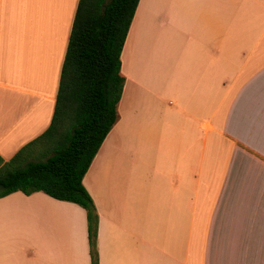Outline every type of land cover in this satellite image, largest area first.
<instances>
[{
  "label": "crops",
  "instance_id": "obj_1",
  "mask_svg": "<svg viewBox=\"0 0 264 264\" xmlns=\"http://www.w3.org/2000/svg\"><path fill=\"white\" fill-rule=\"evenodd\" d=\"M78 0H0V157L50 124ZM118 119L82 182L98 264H264V0H139ZM0 264H90L86 212L0 197Z\"/></svg>",
  "mask_w": 264,
  "mask_h": 264
},
{
  "label": "trees",
  "instance_id": "obj_2",
  "mask_svg": "<svg viewBox=\"0 0 264 264\" xmlns=\"http://www.w3.org/2000/svg\"><path fill=\"white\" fill-rule=\"evenodd\" d=\"M139 0H78L48 127L12 157H0V197L42 191L86 212L90 264H98V214L83 185L118 119L121 50Z\"/></svg>",
  "mask_w": 264,
  "mask_h": 264
}]
</instances>
